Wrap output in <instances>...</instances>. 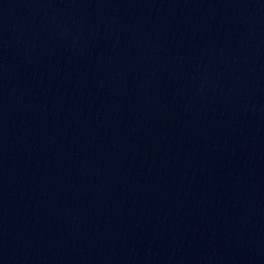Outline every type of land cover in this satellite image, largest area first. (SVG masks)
I'll return each mask as SVG.
<instances>
[{
    "label": "water",
    "instance_id": "1",
    "mask_svg": "<svg viewBox=\"0 0 264 264\" xmlns=\"http://www.w3.org/2000/svg\"><path fill=\"white\" fill-rule=\"evenodd\" d=\"M0 264H264V0H0Z\"/></svg>",
    "mask_w": 264,
    "mask_h": 264
}]
</instances>
